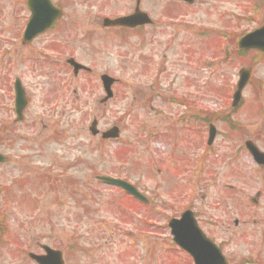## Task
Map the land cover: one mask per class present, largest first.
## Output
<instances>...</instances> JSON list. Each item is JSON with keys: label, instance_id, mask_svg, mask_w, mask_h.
Wrapping results in <instances>:
<instances>
[{"label": "rangeland", "instance_id": "374dc122", "mask_svg": "<svg viewBox=\"0 0 264 264\" xmlns=\"http://www.w3.org/2000/svg\"><path fill=\"white\" fill-rule=\"evenodd\" d=\"M54 1L65 7L60 27L21 47L10 72L4 40L10 39L11 50L22 46L29 11L25 0H0V152L8 157L0 164V233L9 232L0 244V264H32L14 249L28 252L41 243L68 255L77 244L68 264H193L172 243L167 224L192 205L219 223L218 229L206 226L218 242L230 239L224 247L230 264H264V170L244 145L250 139L264 150V57L240 51L238 38L221 35L260 25L264 0H196L193 6L145 0L159 22L151 39H123L100 22L105 14L132 12L130 0ZM60 43L69 50L58 51ZM67 56L92 73L75 77ZM160 65L163 86L157 89ZM243 67L253 70L251 85L233 109ZM104 73L120 83L114 97L102 101ZM18 77L29 102L20 122L13 92ZM182 99L192 102L191 112ZM201 109L220 114L210 117L220 130L210 150ZM94 121L101 131L118 126L121 138L102 141L90 131ZM98 175L134 183L150 205L101 183ZM260 190L257 206L251 198ZM233 218L250 224L236 228Z\"/></svg>", "mask_w": 264, "mask_h": 264}, {"label": "water", "instance_id": "95a60500", "mask_svg": "<svg viewBox=\"0 0 264 264\" xmlns=\"http://www.w3.org/2000/svg\"><path fill=\"white\" fill-rule=\"evenodd\" d=\"M27 5L32 11V17L28 23V27L25 33V42L31 41L38 34L48 30L52 27L53 24L58 20L62 15L59 8H57L51 0H27ZM140 20L139 14H135L131 17H124L123 19L116 20H106V25H134ZM239 47L241 49H253L257 48L264 53V23L263 27L253 31V33L247 34L242 37V40L239 42ZM77 70L81 68L80 65L75 63ZM251 70H243L240 74V82L238 88L234 95V105L241 98L242 90L250 78ZM103 83L104 87L108 93V96L105 97V100L109 99L112 96V85L115 82L111 77L104 75ZM16 91V113L18 115V120L20 121L24 117L23 110L27 107V100L25 91L21 85L19 79L15 85ZM104 100V101H105ZM96 121L93 124L91 130L96 134L98 131H95ZM118 131L116 128L107 131L104 134V138L107 137H118ZM210 142L214 139V129L211 131ZM249 151L255 157L256 161L259 163H264V153L260 152L259 149L251 141L246 143ZM7 158L0 153V162L6 161ZM106 183L116 184L122 186L130 194H134L137 198L147 201L143 194L139 193L137 189L130 183H127L121 179H115L113 177H99ZM173 226V235H175V241L181 245V247L189 251L191 255L194 256L196 264H227L224 256L221 254L213 244L209 242L204 235L196 227L195 223H192V219L188 220H175L172 221Z\"/></svg>", "mask_w": 264, "mask_h": 264}, {"label": "flooded vegetation", "instance_id": "af4514ba", "mask_svg": "<svg viewBox=\"0 0 264 264\" xmlns=\"http://www.w3.org/2000/svg\"><path fill=\"white\" fill-rule=\"evenodd\" d=\"M130 1H132V2H134V7H133V12H134V10L136 9V8H139L140 10H142V11H146L148 14H150V16H151V11H149V10H145V7L143 6L144 5V1L145 0H130ZM133 12H126V13H123V15H130V14H133ZM122 15V16H123ZM152 17V16H151ZM103 18H105V17H103ZM154 21V22H153ZM151 20V22H149V24H145V26H139V27H135L134 29H130V28H126V27H120V28H113V29H111V28H108L107 30L108 31H115L116 33H119L120 35H124V34H126V33H131V34H133V35H136V36H138L139 38H141L142 36H144L145 34H148L147 36H149L148 38L149 39H151L152 38V29L153 28H156V26H158L159 24V22L157 21V20ZM92 32V34H94V32L93 31H91ZM22 35H23V33H21V37H22ZM95 35V34H94ZM87 38H89L90 37V34H89V32L88 33H86V35H85ZM39 39V38H38ZM90 39V38H89ZM88 39V40H89ZM16 40H17V38H16ZM38 40H35V41H33L32 43H30V44H33L34 42H37ZM4 43H5V45H4V49H5V59L7 60L6 61V69L8 70V71H12V69L15 67V62L17 61V57H18V55H19V52H20V49H21V47L23 48V47H26L27 45H23L22 44V46L19 44V43H17V48H15V49H13V50H11V49H9V45H10V39L8 38V37H6L5 38V40H4ZM169 44H170V42H169ZM55 47H57V50L59 49V48H61L62 50H69V47L70 46H68V45H64V43H60V44H58V45H55ZM59 51V50H58ZM11 57H13L14 58V60L13 59H11ZM14 63V66L12 65ZM163 72H164V70H163V68L161 67V65L159 66V69H158V71L155 73V75H154V78H153V80H154V82H153V85H154V88H162V86L163 85H161V82L163 81ZM182 102H181V104L182 105H184V107L188 110V111H192V102L190 103V102H188L187 100H184V99H182L181 100ZM203 111V113L204 114H206L207 116L204 118L203 117V121L205 122V126H206V128H207V134H209V129H210V124H211V113L208 111V110H203V109H201V112ZM196 114V113H195ZM180 116H183V120H185L186 119V117H185V114H181ZM180 127H183L182 128V130H184V131H188V125L187 124H182V126H180ZM182 130H181V132H182ZM171 133V132H170ZM220 135V130H218V133H217V138H216V140H215V143L217 142V140H218V138L220 137L219 136ZM200 136V135H199ZM206 138V137H205ZM215 143L212 145V146H208V148H209V150L211 149V148H214V145H215ZM208 155V154H207ZM260 167V169L261 170H264V166H259ZM261 196H263V194L262 193H260L258 196H257V198L259 197H261ZM257 198H251L252 199V203H254L255 205H259V203L261 202V200L259 201V199H257ZM221 200L222 201H225L226 202V200H225V198H221ZM248 200V199H247ZM206 205V208L208 207V206H210V204H208L207 203V201H206V199L203 197L202 198V204L201 205ZM213 207V209L215 210V205L214 206H212ZM242 207H245V206H242ZM222 208V207H221ZM232 209V207L231 206H228L227 207V209ZM226 209V208H225ZM192 210H193V212H195V217H196V220L198 221V223H200V225H201V227H203V230L205 231V233H207L212 239H214V235H213V233H211V231H210V229L209 228H206V226H208L209 225V227L211 228V229H218V225H219V223H217L216 221H212L211 219V221H209V218H207V219H204L205 218V214L203 213V211H201L200 209H199V207H196V206H193V208H192ZM225 211V210H224ZM226 212V211H225ZM227 222H229V219H228V217H227V220H226ZM232 223L234 224V226L236 227V228H240V224L241 223H244V224H250V222L249 221H244V222H241V221H238L237 219H235V218H233L232 220ZM238 221V222H237ZM205 222H207V223H205ZM208 222H210V223H208ZM230 240V239H229ZM54 250L56 249V250H58L59 248H57V247H55V246H51ZM36 254H39V255H45V251L44 250H42V244H39V245H37V247H36Z\"/></svg>", "mask_w": 264, "mask_h": 264}]
</instances>
